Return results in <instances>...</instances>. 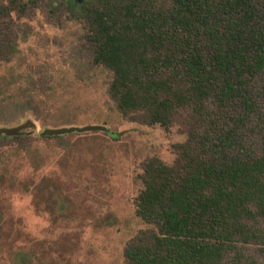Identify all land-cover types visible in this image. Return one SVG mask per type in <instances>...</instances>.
Instances as JSON below:
<instances>
[{"label": "trees", "instance_id": "1", "mask_svg": "<svg viewBox=\"0 0 264 264\" xmlns=\"http://www.w3.org/2000/svg\"><path fill=\"white\" fill-rule=\"evenodd\" d=\"M13 11L0 2V16ZM76 13L120 113L188 125L174 161L144 170L135 212L147 227L125 264H225L231 252L237 264L250 242L264 256V130L259 153L250 138L264 98V0H85Z\"/></svg>", "mask_w": 264, "mask_h": 264}, {"label": "rangeland", "instance_id": "2", "mask_svg": "<svg viewBox=\"0 0 264 264\" xmlns=\"http://www.w3.org/2000/svg\"><path fill=\"white\" fill-rule=\"evenodd\" d=\"M0 127L27 119L22 135H0V264H125L147 227L135 212L148 162L171 164L188 125H149L112 99L113 73L93 61L85 0H0ZM11 48V49H10ZM260 80L256 90L261 89ZM250 138L260 152L264 98ZM102 124L108 132L43 136L44 127ZM264 227V218L256 219ZM239 264H264L260 245L239 247ZM236 262L235 253L225 264ZM237 263V264H238Z\"/></svg>", "mask_w": 264, "mask_h": 264}, {"label": "water", "instance_id": "3", "mask_svg": "<svg viewBox=\"0 0 264 264\" xmlns=\"http://www.w3.org/2000/svg\"><path fill=\"white\" fill-rule=\"evenodd\" d=\"M34 125V123L27 119L23 123L17 126H1L0 135H22L23 129ZM89 131H103L108 132V128L102 124H85V125H68L59 127H44L41 131L43 136H57L62 134H68L73 132H89Z\"/></svg>", "mask_w": 264, "mask_h": 264}]
</instances>
